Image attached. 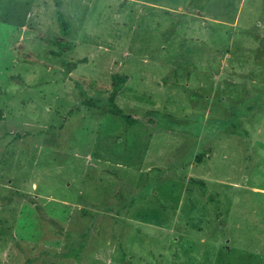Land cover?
<instances>
[{"label": "rangeland", "instance_id": "1", "mask_svg": "<svg viewBox=\"0 0 264 264\" xmlns=\"http://www.w3.org/2000/svg\"><path fill=\"white\" fill-rule=\"evenodd\" d=\"M61 2L0 0V264H264V0Z\"/></svg>", "mask_w": 264, "mask_h": 264}, {"label": "trees", "instance_id": "2", "mask_svg": "<svg viewBox=\"0 0 264 264\" xmlns=\"http://www.w3.org/2000/svg\"><path fill=\"white\" fill-rule=\"evenodd\" d=\"M58 4V11H57V16H58V22L61 28V32L63 37L58 39V44L61 47H66L69 48L71 45V42L69 41V38L71 37L74 27L70 19L63 13V11L60 9L62 6L61 0H57ZM74 68H77L78 64L74 63L73 64ZM114 85H113V90L111 93L110 101L108 106H106V112L111 113L119 118H121L123 121H125L128 125H134L138 122H145L147 121V118L142 119L140 115H135V114H130L126 112L117 102V97L119 93L122 91L124 88L125 84L129 80V76L127 75H114ZM196 184L200 185L202 188H204L205 192L207 193V186L204 182H195ZM211 201H217L220 202V199L216 200V198L211 197Z\"/></svg>", "mask_w": 264, "mask_h": 264}]
</instances>
